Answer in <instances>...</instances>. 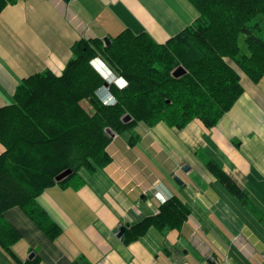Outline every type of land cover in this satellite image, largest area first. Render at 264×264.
<instances>
[{
    "label": "crops",
    "instance_id": "1",
    "mask_svg": "<svg viewBox=\"0 0 264 264\" xmlns=\"http://www.w3.org/2000/svg\"><path fill=\"white\" fill-rule=\"evenodd\" d=\"M198 16L190 0L9 5L0 15V107L14 101L25 79L46 71L60 76L82 39L104 41L130 30L165 44ZM243 79L245 93L214 128L198 119L183 130L140 124L112 137L111 164L79 172V190L57 184L41 194L38 205L61 231L54 240L22 208L8 210L4 218L21 239L13 256L0 247V264H24L31 255L39 264H264V78L258 84ZM210 161L245 198L231 194L209 171ZM173 197L190 211L180 230L151 228L125 243L133 225L158 215Z\"/></svg>",
    "mask_w": 264,
    "mask_h": 264
},
{
    "label": "trees",
    "instance_id": "2",
    "mask_svg": "<svg viewBox=\"0 0 264 264\" xmlns=\"http://www.w3.org/2000/svg\"><path fill=\"white\" fill-rule=\"evenodd\" d=\"M19 1L0 0V15ZM190 1L198 18L165 44L130 30L109 39V45L82 39L60 76L46 71L25 79L14 101L0 107V247L7 254L14 255L12 248L21 239L4 218L15 207L50 239L57 238L60 228L37 199L57 184L79 190L82 169L94 173L111 164L108 130L121 135L140 124L183 130L196 119L211 129L245 93L243 77L253 84L264 78V0ZM179 66L187 74L175 78L172 72ZM104 70L125 82L110 86L113 98L106 104L99 93ZM126 115L133 120L124 122ZM207 168L231 194L245 198L218 163L210 161ZM66 170L71 175L57 182ZM189 215L173 197L158 215L133 225L125 243L139 240L151 228L180 230ZM24 264H39V259Z\"/></svg>",
    "mask_w": 264,
    "mask_h": 264
},
{
    "label": "water",
    "instance_id": "3",
    "mask_svg": "<svg viewBox=\"0 0 264 264\" xmlns=\"http://www.w3.org/2000/svg\"><path fill=\"white\" fill-rule=\"evenodd\" d=\"M104 41H105V43H107V45H109V39H105ZM185 74H187V71H186L185 68H183L182 66L179 67V68H177V69L173 72V75H174L175 78H180V77L184 76ZM105 87H107V84H105ZM123 120H124V122L128 123V122H131L133 119H132V117H131L130 115H126V116L123 118ZM108 134H109L110 137H114V136H115L114 132L111 131V130H108ZM190 168H191V167H189V166L186 165V166L183 168V171H184V172H188V171L190 170ZM71 173H72L71 170H66V171H64L62 174H60V175L57 177L56 181H57V182H60V181H62V180H64V179H66L67 177H69V176L71 175ZM175 180H176L178 183H181V182H179V179H178V178H176ZM128 228H129L128 225H126V226H122V227L120 228V230H119L118 237H119V238L123 237L124 234L126 233V231L128 230ZM33 256H34V255H31V256H30V259L33 258Z\"/></svg>",
    "mask_w": 264,
    "mask_h": 264
},
{
    "label": "rangeland",
    "instance_id": "4",
    "mask_svg": "<svg viewBox=\"0 0 264 264\" xmlns=\"http://www.w3.org/2000/svg\"><path fill=\"white\" fill-rule=\"evenodd\" d=\"M179 67H181V66H179ZM179 67H177V68H179ZM177 68H175L174 70H173V72L177 69ZM104 72H105V74H106V76H109V73H106V70H104ZM173 72H172V75H173ZM112 73V75H113V81L115 82V84L116 85H118V86H120V87H122V85H121V79L117 76V75H115L113 72H111ZM110 73V74H111ZM174 76V75H173ZM242 82H243V85H244V88H246V83H245V81H244V79H242ZM124 83L125 82H123V86H124ZM100 93V97H101V99L105 102V103H107V102H109V101H111L112 100V98H113V96L107 91V90H102V91H100L99 92ZM85 107H86V105H85ZM89 106H87L86 108H88ZM200 157L202 156V155H199ZM165 200V199H164Z\"/></svg>",
    "mask_w": 264,
    "mask_h": 264
},
{
    "label": "snow or ice",
    "instance_id": "5",
    "mask_svg": "<svg viewBox=\"0 0 264 264\" xmlns=\"http://www.w3.org/2000/svg\"><path fill=\"white\" fill-rule=\"evenodd\" d=\"M120 83H121V85L123 86V81H121Z\"/></svg>",
    "mask_w": 264,
    "mask_h": 264
}]
</instances>
